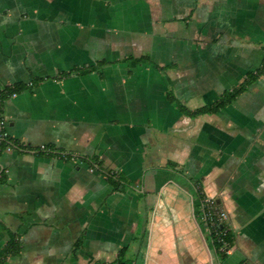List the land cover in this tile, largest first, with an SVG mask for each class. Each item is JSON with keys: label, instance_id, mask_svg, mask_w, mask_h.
<instances>
[{"label": "crops", "instance_id": "0c3cea01", "mask_svg": "<svg viewBox=\"0 0 264 264\" xmlns=\"http://www.w3.org/2000/svg\"><path fill=\"white\" fill-rule=\"evenodd\" d=\"M263 45L264 0H0V90L27 84L1 103L0 264H264V74L215 113L166 98L211 102Z\"/></svg>", "mask_w": 264, "mask_h": 264}, {"label": "trees", "instance_id": "16d2710c", "mask_svg": "<svg viewBox=\"0 0 264 264\" xmlns=\"http://www.w3.org/2000/svg\"><path fill=\"white\" fill-rule=\"evenodd\" d=\"M264 48V45H263ZM131 61L133 63L136 62H141V61H147L149 60V57L147 55H142L139 57H134L131 58ZM156 65V64H155ZM159 66V65H158ZM159 67H164L159 66ZM68 74L69 71H65L64 74ZM264 74V56L262 59V63L256 67L253 70H248L245 73V77L239 81L237 84L233 85L231 88L228 89H224L222 90V92L219 94V96L212 100L209 103H204L202 105H199L195 108H189L187 107L185 104H183L182 102H180L179 100H177V98L174 96V94L172 93V91H166V98L171 101L174 102L175 106L178 108V110L188 116H196L199 114H203V113H215L220 111L222 108H224L227 104L231 103L234 99H236V97L238 95H240L244 90L247 89V87L253 82L255 81L256 78H258L259 75ZM35 82L31 81L29 84L33 85ZM25 86H27V84L24 83H14V84H10L8 86H6L4 89L0 90V105L2 103V101L12 95L13 93H17L18 91H20L21 89H23ZM7 145H11V148L17 144H15V142H13L10 138L9 135L8 137H5L3 139L0 140V151L2 149H4L5 146ZM18 148V145H17ZM39 152H44L43 150H39ZM51 151H48V153H50ZM92 164H96V166H98V169L101 170V172L104 174V176L106 177L108 183L112 186V189L114 190H125L127 188V186L130 184L128 182V180L125 178V176L118 172L117 170H113V169H103L101 168L99 165H97L98 161H95L94 159L90 160ZM167 163L171 166V168L177 170L180 173H183L182 169L180 167H176V163L172 162V161H167ZM0 175H3L2 173H0ZM197 181H193V183L196 185ZM196 197H197V201L195 203V205L199 208V210L202 212V216L204 217L205 221L207 222V224L210 227V231L213 235V244L216 248V250L219 249L221 242L216 240V230H220L222 231V236L223 238L227 241L228 245L231 246L232 244V240H233V233L229 230V228L227 227V225L223 222V221H218L217 219V215L212 213L210 214L209 211L213 209V207L217 208V204L214 203V206H208L207 204L204 205L203 201H202V194L200 193L199 187L196 185ZM20 250V240L13 235L9 241L6 243V245L2 248L1 252H0V261L5 258L7 255H15L19 252ZM219 251V250H218ZM220 255L221 258H224L226 256L225 252H221L220 251ZM119 262L120 264L123 263V259L121 257H119Z\"/></svg>", "mask_w": 264, "mask_h": 264}, {"label": "built area", "instance_id": "2783aa9c", "mask_svg": "<svg viewBox=\"0 0 264 264\" xmlns=\"http://www.w3.org/2000/svg\"><path fill=\"white\" fill-rule=\"evenodd\" d=\"M5 124H6L5 118H4V116H3L2 112H1V105H0V140L5 138V137H8V133H7L6 128H5ZM10 148H11V145H7V146L4 147V149H10ZM215 202L216 201L213 198L204 199V205L207 204L208 206H212L213 207ZM209 213L210 214H212V213L216 214L218 221H224V220H226L228 218L227 211L220 210V209H218L216 207H213V209L210 210ZM215 234H216V240L221 242L219 250L221 252L227 253L230 250V245H228L227 241L223 238L222 231L216 230Z\"/></svg>", "mask_w": 264, "mask_h": 264}, {"label": "rangeland", "instance_id": "374dc122", "mask_svg": "<svg viewBox=\"0 0 264 264\" xmlns=\"http://www.w3.org/2000/svg\"><path fill=\"white\" fill-rule=\"evenodd\" d=\"M169 180H171V179H169ZM195 217H196V219H197L198 221H200L199 215L196 214Z\"/></svg>", "mask_w": 264, "mask_h": 264}]
</instances>
